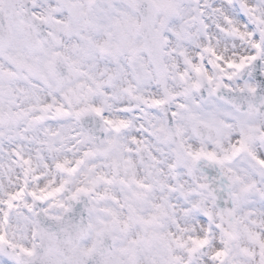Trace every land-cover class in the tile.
I'll return each instance as SVG.
<instances>
[{
  "label": "snow or ice",
  "instance_id": "6c2138e0",
  "mask_svg": "<svg viewBox=\"0 0 264 264\" xmlns=\"http://www.w3.org/2000/svg\"><path fill=\"white\" fill-rule=\"evenodd\" d=\"M0 264H264V0H0Z\"/></svg>",
  "mask_w": 264,
  "mask_h": 264
}]
</instances>
